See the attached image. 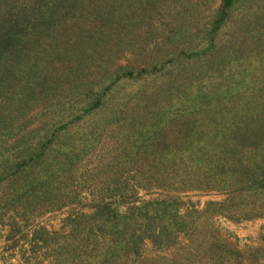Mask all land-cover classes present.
Instances as JSON below:
<instances>
[{"label": "trees", "instance_id": "trees-1", "mask_svg": "<svg viewBox=\"0 0 264 264\" xmlns=\"http://www.w3.org/2000/svg\"><path fill=\"white\" fill-rule=\"evenodd\" d=\"M101 134L107 184L127 170L135 189L226 196L100 202L71 219L91 243L53 264H264V243L240 249L213 222L264 217V0H0L4 202L49 199ZM179 233L172 256L141 253Z\"/></svg>", "mask_w": 264, "mask_h": 264}, {"label": "rangeland", "instance_id": "rangeland-1", "mask_svg": "<svg viewBox=\"0 0 264 264\" xmlns=\"http://www.w3.org/2000/svg\"><path fill=\"white\" fill-rule=\"evenodd\" d=\"M30 114L34 115V112ZM34 124L35 121L28 127ZM111 153L106 134H101L94 148L77 163L72 181L65 185L61 183L55 185L51 196H48L49 199H33L34 196H30L27 203L18 200L5 203L3 199L6 198L9 190L6 182L1 181L0 264H53L57 252L50 253L52 249L68 242L73 244L80 242L88 246L91 243L90 235L84 233L85 238L80 240L78 233L70 234L69 230L74 224L71 219H74L77 214L91 213L93 207L100 202L106 203L110 208H116L119 212L124 207L143 200L172 197L178 198L182 203L180 209L188 206L200 209L205 202H218L226 196L224 192L204 190L173 192L153 187L147 190L135 189L131 177L134 174L127 170L119 175L117 183L107 184V176H110L116 165L114 155L113 164L106 171L100 173L95 171L97 160L106 158ZM68 189L72 193L66 197L65 190ZM213 222L220 232L240 249L264 243V217L233 222L216 216ZM185 242L186 239L181 233L176 236L174 244L169 246L153 247L145 240L141 253L151 257H169L176 253ZM65 256L66 254H61V258L64 259Z\"/></svg>", "mask_w": 264, "mask_h": 264}]
</instances>
